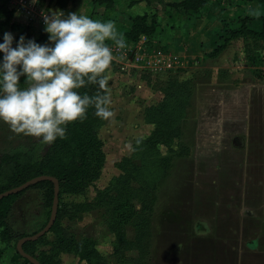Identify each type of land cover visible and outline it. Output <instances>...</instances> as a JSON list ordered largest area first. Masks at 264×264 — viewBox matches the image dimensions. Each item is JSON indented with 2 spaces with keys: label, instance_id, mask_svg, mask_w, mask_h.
<instances>
[{
  "label": "rangeland",
  "instance_id": "obj_1",
  "mask_svg": "<svg viewBox=\"0 0 264 264\" xmlns=\"http://www.w3.org/2000/svg\"><path fill=\"white\" fill-rule=\"evenodd\" d=\"M129 1L114 0L112 10L102 15L101 9H98L90 18L101 22L111 20L116 26L118 15L129 20L130 17L144 13L154 14L158 24L154 41L164 43L170 37L178 38L179 47H169L167 51L179 57L185 49L182 44L187 40L186 32L193 27H186L188 18L175 13L167 6L169 2L178 0H135L137 2L132 4H129ZM236 1L228 0L223 8L218 9L221 11V19L231 20L246 16L250 19L247 25L251 29H256L257 18L249 13L258 10L260 15H263L264 3ZM6 4L8 10L14 13L11 24L18 26V30H13L10 24L0 25V38H3L5 32H9L13 35L14 47L21 35L26 41L34 39L36 43L42 45V42L37 40L45 28L43 18L38 15L40 10L35 12L31 10L33 17L29 19L27 14H20V10L15 13V9L17 11L18 8H24L22 2L6 0ZM91 5V0H78L67 8L68 11L64 14L67 16L68 13L75 12L77 15L89 17L92 12ZM210 6H213L211 2L205 7ZM230 25L228 23L224 28H229ZM124 27L121 23L116 29L122 33L126 29ZM201 27L203 25L198 28ZM26 28L27 30H24ZM197 31L198 29H195V33ZM224 32L227 36L228 31ZM205 41L210 39L207 38ZM221 41L219 38L217 43ZM106 43L108 46H115L112 41ZM151 45L164 49L154 42ZM194 45L198 48V43ZM247 46L249 52H241V47L238 53H234L229 74L224 71L218 75L221 82L229 81L227 85L229 91H218L217 95H220L221 99L216 102L219 104L211 105V108H215L213 113L210 114V108L202 104L200 123L195 124L193 132L188 122L190 131L183 136V142L191 147L189 157L175 160L169 177L153 193L155 203L150 215L149 252L143 264H264V119L261 117L264 113L260 114L264 108L259 111L256 105L263 99L258 95L264 96V83L257 86L252 82L253 79L260 78L258 77L260 73H264L262 71L264 69H261L264 68V60L258 51L260 42L253 43L249 40ZM245 58L253 60L248 63ZM206 59L211 58L202 52L186 54V64L183 63L184 67L175 73L180 80L193 79L197 83L196 87L205 85L214 71ZM139 73L143 77H148L156 88L168 76L167 73L161 74L159 79H154L142 71ZM262 77L264 78V75ZM247 85L250 90L249 97H246L249 109L241 119L240 114L235 115L232 112L236 104L234 99L237 97L231 99V93L239 89L244 90ZM123 88L124 90L120 92L110 88L112 99L118 98L116 105L112 100L110 106L115 117L112 121H107V129L104 128V131L98 134L104 153L100 177L82 196L63 195L60 204L91 200L94 190L106 186L109 179L117 174L114 164L130 148L131 138L128 132L135 129L132 126L137 124L135 122L139 117L138 113V116L129 118L130 109L124 105L129 103L126 97L131 94L132 88L126 84ZM257 88L258 97L252 94ZM212 92L206 90L205 97L215 96V92ZM201 98L205 104V98ZM238 98L245 101L242 97ZM240 105L243 106V103ZM45 148V143L33 137L13 134L9 126L0 121V154L19 152L36 159ZM161 152H164V149L161 148ZM42 192L41 188L27 190L14 203L7 218V224L13 231L28 236L45 222ZM61 224L67 227L77 240L83 238L92 240L105 263L115 264L111 257L113 236L107 230L103 209L84 213L74 220L63 219ZM46 236L51 238L49 234ZM127 238L132 239L130 231L127 232ZM0 251V264H13L11 263L14 254L13 242L0 243ZM129 255H136V252L126 251V256ZM14 264H21V261L18 260ZM60 264L84 263L79 262L74 256L63 255L60 256Z\"/></svg>",
  "mask_w": 264,
  "mask_h": 264
},
{
  "label": "trees",
  "instance_id": "obj_2",
  "mask_svg": "<svg viewBox=\"0 0 264 264\" xmlns=\"http://www.w3.org/2000/svg\"><path fill=\"white\" fill-rule=\"evenodd\" d=\"M77 1L38 0V6L64 11ZM134 2L137 1L130 0L129 4ZM210 2L211 0H178L167 6L177 14L195 16ZM213 2L219 5L221 0H213ZM245 2L264 3V0L236 1V3ZM91 4L92 12L89 18L98 9H101L102 15L112 10L114 2L113 0H91ZM13 14L12 10H8L6 0H0V25L10 24L13 30H18V26L11 24ZM249 21V18H239L238 27L228 30L227 37L215 45L207 57L215 58L231 39H242L243 53L249 52V46H247L249 40L253 43L264 42V15L257 19L260 24L258 32L246 28L245 25ZM156 27L155 15L144 13L130 17L129 26L122 31V34L126 43L133 45L140 37L150 38ZM37 40L42 42V45L48 44V33L41 32ZM0 43H3V38H0ZM49 46H53L51 42ZM245 59L249 63L255 57ZM2 60L3 53H0V62ZM176 71L168 72L166 80L157 88L152 86L160 93L161 99L156 105L149 106L143 111V123L152 126L148 136L137 139L131 145L130 155L120 158L114 164L119 174L110 178L103 188L95 189L94 196L89 201L63 204L59 202L63 195L82 196L100 176L104 153L98 131L104 120L95 115L94 107H89L87 118L83 122L76 121L67 126L66 139L57 138L51 145L46 144L44 152L38 158L34 159L30 155L19 152L0 154V193L38 176L52 177L58 184L55 220L45 235L33 242L22 244L21 249L25 254L34 258L39 264H60V255L74 256L84 264H106L95 249L92 240L88 238L77 240L68 228L61 224L63 219L74 220L84 213L103 209L107 230L113 236L111 257L114 263L143 264L149 252L150 215L155 203L153 193L169 177L174 161L186 159L190 155V149L183 142V136L187 123L195 115L197 83L193 79L180 80ZM221 73L223 71H218V74ZM24 79L21 77V89L27 87ZM78 92L89 96L104 94L95 84H89ZM161 148L164 152H161ZM37 188L43 191L41 198L45 222L30 234L33 235L47 222L52 199L51 183L43 181L18 194L0 199V243L13 242L14 254L11 258L13 264L18 260L21 264H29L15 251L16 242L26 235L13 231L7 224V218L14 203L27 190ZM128 231L131 232V240L127 238ZM47 234L51 238H47ZM129 250L135 251L136 255L126 256V251Z\"/></svg>",
  "mask_w": 264,
  "mask_h": 264
},
{
  "label": "clouds",
  "instance_id": "obj_3",
  "mask_svg": "<svg viewBox=\"0 0 264 264\" xmlns=\"http://www.w3.org/2000/svg\"><path fill=\"white\" fill-rule=\"evenodd\" d=\"M37 0H31L35 5ZM260 17L258 10L249 13ZM44 31L53 46L38 44L20 36L13 47V35L5 32L0 43V121L15 135L33 137L51 145L66 139L67 126L87 118L89 107L104 121L115 117L111 90L105 75L115 59L112 41L118 50L126 47L125 37L114 21L101 22L87 15L42 11ZM21 77L27 87L21 89ZM98 85L103 95H81L78 90ZM139 143V141H137Z\"/></svg>",
  "mask_w": 264,
  "mask_h": 264
},
{
  "label": "crops",
  "instance_id": "obj_4",
  "mask_svg": "<svg viewBox=\"0 0 264 264\" xmlns=\"http://www.w3.org/2000/svg\"><path fill=\"white\" fill-rule=\"evenodd\" d=\"M226 1H228V0H221L220 4L216 5L213 2V0H211V3L213 6L205 7L203 10L200 11V13H198L195 16H186L188 18L187 19L188 22H186V24H188V26H186V27L192 26L193 29L190 30L189 32L188 31L186 32V39L187 40L185 43L182 44V47L185 49H183V51L181 52V55L179 57L181 58V60L183 61L184 64H186V54L188 55L190 53H196V52H198V53L202 52L203 55L209 54L214 49L215 45L218 44L217 42H218L219 38H221V40H223L225 37H227L226 32H224V31L236 29L239 25L237 22V20L239 18H249V17L244 16V17H237V18H234L231 20H222L220 17L221 11H218V9L220 7L223 8L226 5ZM229 1L235 2L236 0H229ZM113 2H114V0H113ZM36 3L38 4V0ZM170 3H172V2H169L168 4H170ZM248 4L249 3H247V5ZM229 8H231V7H229ZM49 10L55 11L56 9H53L50 7ZM65 11H68V10L65 9L62 12H65ZM260 16H262V15H260ZM256 22L258 24V27L256 29H251L250 26L247 25L248 22L246 23L245 26L247 29H250L254 32H258L259 28H260V24L257 21V19H256ZM117 23H118L117 24L118 26H121V23L124 24V26H125L124 28H127L129 26L128 18H124L123 16H120V15H118V17H117ZM228 23L231 24L229 26V28H224L226 25H228ZM200 25H203V27H201L199 29L198 27ZM156 29H155V32H156ZM195 29H198V31L196 33H195ZM202 30H203V33H202ZM154 35L155 34H153L148 39L144 38V37H140L139 40L133 45L126 43V48L129 50L135 51V50H138V48L144 46L147 50L156 49V50H160L162 52H168L167 50L169 47L178 48L180 45V41L178 40V38L173 39L174 37L168 38L164 43H161L158 40L155 42L154 41ZM207 38H209L210 41H205ZM153 42L156 45L163 47L164 49L154 48L151 45V43H153ZM195 43L196 44L198 43V48L194 45ZM113 46L114 45H109L110 48H112ZM241 47H242V50H241ZM259 48L260 49L258 51H260V56H262V58L264 60V42H260ZM240 50H241V52H243L242 39L241 38L231 39V40H229L226 47L215 58H211L209 60L206 59V60H208V62L210 63V67L214 71L212 73L213 74L212 77L210 76L207 84L197 85V87L195 89V115H194V118L190 121V127L192 128V132L195 128V124L200 123L199 119H200V115L202 113V111H201L202 107H203L202 104L205 106H208L210 108V110H211L210 114H211L215 110V108H213V107L211 108V105L215 104L218 100L221 99V96L217 95L218 91L219 90L229 91L228 90L229 88L227 87L229 81H224V82L222 81L221 82L220 78L218 77V75H219L218 71H223V72L226 71V73L229 74V70H232V67H230V64H231L232 58L234 57V53L236 54ZM114 57H115V59L113 60L114 63H112L110 70L105 74L108 77V88L110 87L111 90L113 89L116 92H118V91L120 92V90L121 91L124 90L123 86L125 84L128 87H131L132 88L131 94L128 95V97H126V99H128L126 101H128L129 103H125L124 106L130 109L129 110V112L131 113V114H129L130 119L134 118L133 117L134 115L138 116L137 114L139 113L138 121L135 122L137 124L132 126V128L134 127L135 129L129 130V132H128V136L131 138L130 144L132 145L137 139H143L146 136H148V134L150 133L152 126L143 123V111L145 108H147L149 106L156 105L160 101L161 95L158 91L153 89V87H152L153 85L150 83V80H148V77L141 76L139 73V70L134 68L133 65L129 64V61H123L116 56H114ZM246 67H248V65ZM256 67H258V66H256ZM261 69H264V68H261ZM262 71H264V70H262ZM263 75H264V73H260L258 76L260 78L253 79L252 82H255L257 84V86H261L264 83V78L262 77ZM186 79H188V78H182V80H186ZM230 79H231V76H230L229 80ZM147 80H148V82H147ZM206 85H208V86H206ZM250 85H251V81H250ZM248 86L249 85L246 86L247 90L246 89H244V90L239 89V91L231 93V99L234 96L237 97L234 99V103H236V104H235L234 110L232 112H234L235 115L240 114L241 119L245 117L244 113L246 114L248 112V109H249L248 99L246 98V97H249V93H250V90H248V88H247ZM205 87H207V89H205ZM206 90H208L209 92H212V91L215 92V96L209 97V98L205 97V96H207ZM252 94H254L255 96L257 94H259L258 88ZM258 96H260V98L263 97L262 101L261 102L258 101L256 104L258 106L257 109L260 111L264 108V96H262V95H258ZM258 96H256V97H258ZM201 97L205 98V104L203 103L204 101L202 100ZM238 97H240V98L242 97V99L244 98L245 101L243 102V100L242 101L239 100ZM117 99H118L117 97H114V100H113L111 97V101L112 100L114 101V105H116ZM240 103H243V106H241ZM216 104H219V103H216ZM263 113H264V110L260 114L262 115ZM261 117H262V119H264V116H261ZM261 117L259 119H261ZM188 124L189 123H187V126H186L187 128L185 130V134L186 133L188 134L190 131V127L188 128ZM107 127H108L107 121H104L102 127L98 131V134L103 132L104 128L107 129ZM128 129H130L129 126H128ZM185 134H184V136H185ZM131 145H130V147H131ZM189 149L191 150L190 146H189ZM129 155H130V148L127 149L126 153L122 157H127ZM114 156L115 155H113V157ZM101 170H102V168H101ZM100 174H101V171H100ZM118 174H119V171L117 170V174H115V176H117ZM60 256L62 257L63 255H60Z\"/></svg>",
  "mask_w": 264,
  "mask_h": 264
},
{
  "label": "built area",
  "instance_id": "obj_5",
  "mask_svg": "<svg viewBox=\"0 0 264 264\" xmlns=\"http://www.w3.org/2000/svg\"><path fill=\"white\" fill-rule=\"evenodd\" d=\"M17 1L20 3L22 2L25 6L24 8H18L17 11L15 9V13L20 10V14H27L29 19H32L33 17L31 16L33 14L30 13L31 10L34 12L40 10L38 15H41L42 11L51 14V10L39 7L37 3L33 5L31 0ZM30 4L33 6H30ZM112 52L113 56H116L123 61H129V64L133 65L134 68L154 79H159L161 74H166L183 68V61L177 55L156 49L147 50L144 46L135 51L129 50L126 47L122 50H118L116 46H113Z\"/></svg>",
  "mask_w": 264,
  "mask_h": 264
},
{
  "label": "water",
  "instance_id": "obj_6",
  "mask_svg": "<svg viewBox=\"0 0 264 264\" xmlns=\"http://www.w3.org/2000/svg\"><path fill=\"white\" fill-rule=\"evenodd\" d=\"M43 181L50 182L52 185V199H51L50 211H49V216H48L47 222L39 231H37L33 235L24 236V237L20 238L15 244L16 253L22 259L26 260L29 264H39V263L34 258L25 254L22 251L21 246L25 242H33V241L37 240L38 238L42 237L43 235H45L48 232V230L52 226V224L55 220L57 204H58V198H57V196H58V184H57V181L54 178L49 177V176H38V177L32 178V179L22 183L21 185L15 187V188H12L10 190H7L5 192L0 193V199H2V198H5L7 196H10V195L18 194V193L26 190L30 186H33V185L40 183V182H43Z\"/></svg>",
  "mask_w": 264,
  "mask_h": 264
}]
</instances>
